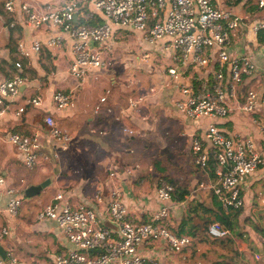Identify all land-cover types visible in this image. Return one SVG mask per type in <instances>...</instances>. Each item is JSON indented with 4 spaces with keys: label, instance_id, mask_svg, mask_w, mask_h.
<instances>
[{
    "label": "built area",
    "instance_id": "obj_1",
    "mask_svg": "<svg viewBox=\"0 0 264 264\" xmlns=\"http://www.w3.org/2000/svg\"><path fill=\"white\" fill-rule=\"evenodd\" d=\"M263 5V0H259V7ZM3 9L14 14V0H6ZM19 11L21 25L36 33L55 34L43 42L34 41L29 47L19 41L15 49L17 55L28 57L42 50L54 51L64 43L61 34L67 35L72 57L68 74L78 87L86 84L90 70L111 66V43L116 31L131 29L140 33L148 45L160 43L163 50L173 55L170 61L174 64L164 71L166 87L175 93L172 106L189 120L211 121L199 135L189 136L193 164L203 172L210 166L214 176L211 183H200L197 189L210 191L224 214L242 209V187L264 165V84L260 89L242 90L244 79L254 80L258 73L248 47L264 55V45H257L255 41L258 33L264 31V20H250L224 7L219 0H48L43 5L26 1L20 4ZM84 21L97 23L84 24ZM236 37L245 45V52L240 56L230 53ZM155 56L146 51L139 54V59L141 63L150 64ZM15 68L21 71L22 65L15 63ZM27 81L28 78L21 75L0 81V118L9 112L8 100L13 99L18 88ZM156 91L152 87L148 93L130 100L129 107L138 109L148 94ZM52 101L59 110L72 105L71 95L61 91L54 93ZM100 101L103 103L105 99ZM40 104L39 97L25 98L14 115L19 117L25 108H39ZM233 118L252 126L261 143L258 145L249 135L234 131L230 126ZM215 121L223 122L221 128ZM44 123L49 137L57 144L71 140L51 116H45ZM124 132L133 134L130 130ZM7 141L21 155L26 169L31 170L39 160L48 159L38 133L10 134ZM125 173L129 175L131 171L127 169ZM116 175L114 170L108 171L107 182L96 186L92 197L94 206H71L62 193L43 206L37 220L52 221L71 249L53 257L51 262L40 264H159L154 259L143 258L139 250L154 241L163 242L173 254L191 248L190 237H178L172 232L167 206L152 213L149 222L133 223L121 202L123 189ZM0 190L8 196L4 214L15 218L22 201L27 199L26 191L18 195L16 190L6 186L1 175ZM173 190L171 184L158 180L155 190L158 201L169 202ZM105 223L111 227H106ZM7 235L8 228L1 227L0 241ZM208 235L222 239L228 232L220 223L213 222L208 227ZM5 257V260L0 257V264H17L10 253H5ZM260 257L254 256L256 261Z\"/></svg>",
    "mask_w": 264,
    "mask_h": 264
},
{
    "label": "crops",
    "instance_id": "obj_2",
    "mask_svg": "<svg viewBox=\"0 0 264 264\" xmlns=\"http://www.w3.org/2000/svg\"><path fill=\"white\" fill-rule=\"evenodd\" d=\"M5 1L0 0V81L16 75L28 78L18 88V94L8 100L9 112L0 118V175L5 178L6 186L16 190L18 195L22 196L23 191L28 192L17 216L11 219L3 212L8 196L5 191L0 190V227L8 228V237L3 240L4 243L0 241L5 253H10L17 264L51 262L53 257L67 253L71 248L59 229L52 221L37 220L38 212L58 193H62L71 206H94V189L105 183L110 170L117 173V182L123 189L121 202L131 214L133 223H147L152 213L167 206L170 208L172 232L178 229L182 233H174L176 236L190 237L193 244L192 249H189H195L197 241L211 244L209 239L200 234V230L202 222L214 218L212 210L216 209V200L210 191L198 190L197 186L200 183H211L213 177L193 164L189 153L190 138L185 146L181 145L182 141H177V146L181 148L178 155L183 157L180 160L181 166L175 172L187 177L175 178L171 172L158 169L161 154L157 155L158 159H151L153 166L150 168L135 167L138 162L136 153L145 157L146 146L138 152V142L145 145L161 129L168 133L169 128L178 129L180 126L183 131L181 136L185 137L184 133H187L186 136L189 137L205 129L211 122L208 119L189 120L172 106L175 93L166 87L167 77L164 71L167 66L174 64L170 61L173 55L163 50L160 43H144L140 33L131 29L118 30L111 43V66L108 69L90 70L86 84L78 87V83L68 74L72 57L67 35L61 34L64 43L54 51L42 50L28 57H19L16 53L19 41L29 47L34 41L43 42L55 34L36 33L20 24L21 3L28 1L43 5L48 0H14V14L4 11ZM219 1L224 7L244 15L242 12L246 6L241 4L230 8L225 5V0ZM13 23L14 26L11 27ZM128 35L135 38L134 46H127L129 51L116 57L115 53L125 47L123 44ZM244 47L242 39L236 37L230 48L231 55L244 54L241 53ZM146 51L156 55L154 62L141 63L139 54ZM254 60L258 73L254 80L244 79L242 90L260 89L264 84V55L256 54ZM15 63L22 65L21 71L15 68ZM152 87L157 89L156 93L148 94L138 109L129 107L130 100L148 93ZM58 91L71 95L72 105L69 108L59 110L54 107L52 96ZM34 97L40 98V107H27L16 117L15 111L22 101ZM103 98L105 101L102 103L100 100ZM47 115L54 119L62 131L71 136L69 142L57 144L49 137L46 126L35 123L37 117L44 122ZM230 126L241 135H249L258 145L261 143L256 130L244 120L233 118ZM124 130H130L133 134L127 135ZM23 132L29 135L38 133L41 136L43 153L48 158L46 161L39 160L31 170L26 169L21 155L7 141L10 134ZM134 151L137 152L132 155ZM54 155L57 157H53ZM127 169L131 174L125 173ZM160 179L171 184L177 189V193L184 190L188 194L181 201H177L176 196L172 195L169 202H159L155 190ZM46 181H49L48 184ZM256 193L259 196L256 197ZM107 195L108 190L105 188L104 196ZM241 197L242 212L236 219V233L231 234V238L239 253L254 251L262 254L264 238L255 233L252 226L262 227L264 224V165L242 187ZM95 208L100 209L96 206ZM245 220H249V225ZM104 225L111 227L108 223ZM191 231L194 236L189 234ZM236 238L242 241L238 246ZM219 246L222 245L219 243ZM139 254L145 259H154L159 264H196L188 255V249L173 254L161 241L148 243L139 250Z\"/></svg>",
    "mask_w": 264,
    "mask_h": 264
},
{
    "label": "rangeland",
    "instance_id": "obj_3",
    "mask_svg": "<svg viewBox=\"0 0 264 264\" xmlns=\"http://www.w3.org/2000/svg\"><path fill=\"white\" fill-rule=\"evenodd\" d=\"M259 6V1L257 0H250V2H248L247 6L243 9V14L248 18H252L253 19H259L256 16V13L254 15H252V17H250V15L247 13L248 8H250L253 5H257ZM128 44V45H126ZM135 44V38H133L132 36L128 35V37L125 40V43L123 44L125 47H121L120 51L118 50L115 53V56L117 57L119 54H124V52H128L129 50L127 49V46L129 47H133ZM250 49V48H249ZM247 49L248 53L253 54L252 50ZM133 51V50H132ZM245 49H243V51L241 53H244ZM157 60V59H156ZM155 61V58L154 60ZM113 62V61H112ZM203 130V129H202ZM182 126H180V128L176 129V128H169L168 129V133H166V131L164 129H161L158 134L156 136H154V138L151 137L150 140H148L145 145H143V143L141 144L140 142H138V149L137 151H141L144 150L143 147L146 146L145 148V157L149 158L146 159L145 157H140L139 154H137V151L132 152L131 154L135 155L137 164H135L136 168L140 167L141 169H148V167L150 168L151 166H153V158L158 159L157 155L161 154V158L160 161H158L159 165H158V169H164L165 171H169L172 173V176L177 178H183V177H187V176H183V175H179L175 172V170H178L179 167L181 166V162L180 160L182 159L183 156L178 155V153L181 152V148H179L177 146V141H182V146H185L187 140L189 139L188 136H186L187 133L185 134V137L181 136L182 133ZM197 135L200 134V131L198 133H196ZM128 135V134H127ZM202 135V132H201ZM158 142V144H155V142ZM162 145H166V148H163ZM130 153V152H129ZM186 167V169H190L188 166H184ZM192 168V166H191ZM194 168V167H193ZM139 169V168H138ZM160 174V173H159ZM163 177V176H162ZM161 179H165L162 178ZM259 196L258 193H256V197ZM249 221V220H247ZM246 221V222H247ZM247 224L249 225V222H247ZM264 227V224L263 226ZM1 228V227H0ZM245 235V234H242ZM246 236V235H245ZM8 237V236H7ZM6 236L4 237V241L7 238ZM246 238V237H245ZM242 239V238H241ZM2 240L1 243H4V241ZM237 243V246L242 242L241 240L239 241V239L236 238L235 240ZM206 242H196V244L194 245L193 250L188 249V255L191 256V259H193V262H196V264H226L225 261L230 262V264H242L243 262L245 264H264V252H262V254H260L259 252H254V251H247L246 253H240L242 256V259L239 258V256H236L234 254V250H236V245L230 244V243H224V244H220L222 245L221 247L219 246L218 242H214L211 244H204ZM191 250V251H189ZM250 252V253H249ZM255 255H259L262 256V258L259 261H256L254 256Z\"/></svg>",
    "mask_w": 264,
    "mask_h": 264
},
{
    "label": "trees",
    "instance_id": "obj_4",
    "mask_svg": "<svg viewBox=\"0 0 264 264\" xmlns=\"http://www.w3.org/2000/svg\"><path fill=\"white\" fill-rule=\"evenodd\" d=\"M248 2H250V0H225V5L227 7H230V8H235V7H238L242 4L243 7L247 6ZM247 13L250 15V17H252V15H254L256 13V16L259 18V19H253V20H264V7H259L258 4L257 5H253L251 6L250 8H248L247 10ZM250 20H252V18H250ZM97 22H100V20H98ZM97 22H93V21H84L83 23L84 24H95ZM255 41H256V44L257 45H264V31H260L258 33V35L256 36L255 38ZM250 48V49H249ZM249 50H252V53L253 54H250L251 56L253 55V58H254V55L258 54V53H255V49L250 46L248 47ZM248 52V51H247ZM35 123H39L40 125H44L45 127V124L44 122H41V118L40 117H37ZM219 128H221V125L220 124H217ZM21 135L25 136V135H29V133H20ZM207 172L212 176H213V172H212V169L211 167L209 166L208 169H207ZM177 189H174L173 191V194L174 196H176V200L177 201H181L183 200L184 196L187 195L188 193L186 191H181L179 193H177ZM214 199L216 200V209H213L212 211L214 212V218L213 219H206V221L202 222V228L200 230V234L203 235V237H206L207 239H209L211 241V243H214V242H219L220 244H224V243H230V244H233V240H232V236L231 234H235L236 232L234 231L235 228H236V219H238V217L240 216L241 212H242V209H240L239 211H235V212H231L229 214H224L221 207H220V204L218 203V200L216 199V197L213 195ZM173 198V196H172ZM247 220H245L246 222ZM213 222H218L220 223L228 232V235L225 237V238H222V239H215V238H212L208 235V227L211 223ZM253 228V231L255 233H257L260 237L264 238V228L260 227L259 225L257 226H252ZM174 233L176 235H180L182 233V231H179L178 229H176L174 231ZM190 235L194 236V233L193 231L189 232ZM238 235V234H237ZM238 236H241V234H239ZM234 254L236 256H239L240 259H242V256L241 254L237 251V250H234ZM243 260V259H242ZM226 264H230V262L228 261H225ZM219 264V263H217ZM242 264H245L244 262Z\"/></svg>",
    "mask_w": 264,
    "mask_h": 264
},
{
    "label": "water",
    "instance_id": "obj_5",
    "mask_svg": "<svg viewBox=\"0 0 264 264\" xmlns=\"http://www.w3.org/2000/svg\"><path fill=\"white\" fill-rule=\"evenodd\" d=\"M46 182H47L46 184H48L49 181H46ZM42 186L44 187V184ZM25 195L28 197V192L27 191L25 192ZM0 257L3 260L6 259V257H5V250L3 249V247L1 245H0Z\"/></svg>",
    "mask_w": 264,
    "mask_h": 264
}]
</instances>
